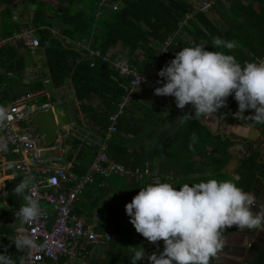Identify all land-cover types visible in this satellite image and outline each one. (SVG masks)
<instances>
[{"label": "trees", "instance_id": "1", "mask_svg": "<svg viewBox=\"0 0 264 264\" xmlns=\"http://www.w3.org/2000/svg\"><path fill=\"white\" fill-rule=\"evenodd\" d=\"M20 1H27L30 6L36 5L32 24L40 36V46L43 49L35 51L38 62L34 67H25V57L19 55L18 49L32 51L30 48L21 44L0 48V67L3 70L0 82L6 83L0 95V103L11 102L20 95L14 90V85L26 93L43 88L63 91V87H67L66 94H73L78 101L76 107L79 111L75 113L77 122H81L79 114L83 113L89 126L96 132L107 127L108 116L116 112L117 103L125 94L120 85H127L128 79L120 78L119 82L115 81L117 73L100 59L91 67L81 52L72 47L73 41L91 40L92 47L104 54L121 45V50L117 48V53L128 56L129 62L140 71L148 69L153 62L159 71L181 48L194 44H203L209 51L232 54L241 64L256 60L264 53V0H224L230 3L228 6H225L222 0H216L212 11L218 12L220 23L224 22L223 25H218L203 11L184 20L185 15L193 10L188 0H120L118 10L103 9V14L99 17L93 15L99 0H0V37H10L22 28L21 23L10 20L13 5ZM55 23L64 25L63 39L51 37L46 33L45 28L52 27ZM168 36L173 37L172 41L166 52L158 56L159 43L165 41ZM216 37L235 41L237 47L230 52L224 47H215L213 40ZM66 39L70 42L66 43ZM41 64L42 70L38 74L39 69L35 67ZM26 72L28 73L24 77L23 73ZM64 96V93L61 94L60 99L67 100L71 107H74V101ZM154 96V90L146 85L133 95L130 105L118 119L117 132L109 142L110 157L126 167H141L161 156L178 159L179 167L173 165L169 169L175 179L179 177L180 181L171 183L177 188L184 183L191 185L214 178L235 179L238 186L249 191L261 173L256 154L251 153L248 156L236 171L239 178H235L234 174L224 171L232 158L231 149L234 142L226 135L213 133L200 119L193 118L181 122L178 118L184 113L174 102L168 108H160V103ZM48 99L56 101L54 96L42 98L43 101ZM237 108V102L234 101L229 107V112L233 115ZM74 109L76 110L75 107ZM251 114L249 110L244 115ZM239 120L259 130L262 128L261 123ZM66 142V150L68 145L72 150L78 149L73 170L83 174L85 166L82 160H93L95 146H86L78 138ZM209 148L211 150H208ZM67 156V161L71 162L73 155ZM188 161H192V164L201 162V165L188 166ZM158 167L165 171L162 166ZM6 174L13 175V178L5 181V187L0 193V253L6 248L16 264H23L26 249L18 251L11 243L13 240L7 237L8 234L12 236L13 230L12 226L8 225V210L3 202L6 200L10 204L17 201L25 203L23 196L17 195L14 188L28 176L18 170L16 165L7 166ZM121 180L118 179L121 194L114 206L103 213L102 220L114 222L115 231H119L122 237L109 244L103 257H91L98 253V249L95 251L89 246L81 247L88 264H131L132 253L128 251V246L142 245L147 254L163 250V243L154 245L140 234L136 237V231L125 212L126 203L131 202L140 188L150 183L147 180H131L124 183L122 189L121 183L124 180ZM86 192L90 196L98 197L99 202L100 196L110 190L92 186ZM26 194H29L28 190ZM93 209L92 206L91 210ZM75 211L81 214L77 207ZM120 218L123 220L120 221ZM232 229L234 227L225 229L223 238ZM135 239L138 243H134ZM251 264H264V244Z\"/></svg>", "mask_w": 264, "mask_h": 264}, {"label": "clouds", "instance_id": "2", "mask_svg": "<svg viewBox=\"0 0 264 264\" xmlns=\"http://www.w3.org/2000/svg\"><path fill=\"white\" fill-rule=\"evenodd\" d=\"M213 44L229 52L237 47L235 41L219 37L214 38ZM157 75L162 79L157 81L160 86L154 89L155 95L173 97L181 110L191 105L192 115L182 110L184 115L178 118L181 122L220 116L219 109L229 110L236 101L238 108L233 113L234 118L264 123V59L241 64L232 54L209 51L203 44H194L176 52ZM55 98L60 99L57 94ZM63 102L67 101L60 103ZM67 103L70 110L71 105ZM249 110L252 114L244 115ZM60 113L63 114L62 109ZM3 114L0 108V118ZM30 186H33V178L28 177L14 188L25 201L15 213L17 220L22 222L38 218L42 211L38 200L26 194ZM5 201L3 205H7ZM254 206H257L256 195L238 186L235 179L212 178L191 185L184 183L178 188L169 182L147 184L126 203L125 212L135 231L154 245L162 241L163 250L159 254H147L142 245L128 246L132 253L131 264H143L145 258L148 264H211L224 247L222 234L225 229L235 227L264 232V205H258L259 211L255 212ZM11 243L18 251L42 247L24 232ZM0 264H16L6 248L0 253Z\"/></svg>", "mask_w": 264, "mask_h": 264}, {"label": "built area", "instance_id": "3", "mask_svg": "<svg viewBox=\"0 0 264 264\" xmlns=\"http://www.w3.org/2000/svg\"><path fill=\"white\" fill-rule=\"evenodd\" d=\"M215 3L216 0H201L198 8L186 14L184 20L192 18L199 11L212 10ZM120 4V0H100L99 8L93 12V15L101 16L103 9L116 11ZM172 38L168 36L165 41H159L158 56L166 52ZM17 44L32 50L39 48L40 39L36 35L35 28L25 26L10 37H0V48ZM72 44L90 62L91 67H94L100 59L108 63L117 73L118 76L114 77L115 81L119 82L120 78H127L128 84L120 85L125 94L117 103L116 112L109 115V124L104 131L97 133L80 125L74 113L70 116L69 124L57 123L58 129L51 144H47L45 135L31 125V120L39 111L49 109L61 102L60 99L41 100L43 97H56L55 93L41 89L21 94L11 102L0 103V108L4 110L3 117L0 118V177L5 173L7 166L16 165L24 175L33 178V186H30L28 193L38 200L42 210L38 218L22 222L17 220L15 213L23 203L21 201L14 204L5 201L7 205L4 203L8 210V223H19L11 239L14 240L19 233L24 232L42 246L37 249H26L23 264H61V260L84 264L86 255L83 254L81 247L98 248V245L121 238L120 233L98 232L94 222L88 223L86 217L76 213L78 202L86 191L92 186L104 188L107 180L115 175L138 179L146 177L152 182H160L161 179L158 171L148 164L143 168L131 169L108 154L109 139L116 132L118 119L130 105L133 95L140 92L143 85L153 90L160 86L157 83L160 77L157 75L155 62L148 69L140 71L129 62L128 56L117 53L118 50H109L104 54L92 47L91 40H77ZM261 59H264V53L256 60ZM154 97L158 99L160 108H167L174 102L171 96L155 95ZM71 109L73 112L74 107L72 106L69 111ZM183 112L191 115L193 113L191 105H187ZM218 115L220 116L213 118L218 121L223 119L227 115V109H219ZM82 129L85 130V134L81 133ZM74 138L80 139L86 146L96 148L95 156L83 174L73 170V162L68 164L64 162L67 152L65 142ZM46 152H52L53 155L46 157L44 155ZM3 184L0 185V190Z\"/></svg>", "mask_w": 264, "mask_h": 264}, {"label": "crops", "instance_id": "4", "mask_svg": "<svg viewBox=\"0 0 264 264\" xmlns=\"http://www.w3.org/2000/svg\"><path fill=\"white\" fill-rule=\"evenodd\" d=\"M200 1L201 0H199L198 2H196V0H189L190 4H192V6H197L200 3ZM222 1L224 2L225 6H228L230 4L227 1H224V0H222ZM20 2H23V3H20ZM20 2L13 5V7H12V15L10 17V20H14L15 22L21 23L22 27H25V26L29 27L30 26L29 24L31 23L29 21L30 13L32 11L31 10V6L27 3V1L26 2L20 1ZM19 12H21L22 14L19 15ZM208 13H210V11L207 12V14ZM213 13H214V11H213ZM209 17L211 18L210 15H209ZM20 18H22L21 21H20ZM217 20L214 19L213 21H217L219 23V25H221V24L223 25L224 22L220 23L219 16H218ZM63 26H62V24L60 25L59 23H55V25H53L52 27L45 28V29H47L46 33L48 35H50L51 37L58 38V39H63L64 38V36L62 34ZM36 35L40 39V36L38 35L37 32H36ZM65 41H66V43L70 42L69 39H66ZM72 47L76 50V47L73 44H72ZM117 48L121 50V45L119 47H117ZM117 48H115V50H117ZM37 49H43V48L40 46V48H37ZM37 49H34V50L31 49L32 51H26V50H24V48H19L18 49L19 50V55H22V56L25 57V59H24V66L25 67H34L35 63L38 62L37 53L35 52ZM35 68L39 69L37 71V73L40 74V71L42 70V64H41V66L39 65V67H35ZM0 69H1V67H0ZM1 73L3 74V70L2 69H1ZM1 73H0V75H1ZM27 73L28 72L23 73L24 77H25V75H27ZM11 77H12V74H11ZM0 84H1V82H0ZM17 85L19 86V84H17ZM5 86H6V83L3 82L1 84L0 95H1L2 91H4V87ZM43 89H46V88H43ZM14 90L18 91L17 94H20V95L26 93V92H21V90L15 85H14ZM56 90H58V89H56ZM56 90L55 91L47 90V91H49V92L52 91L51 92L52 94L56 92L57 96H59V97H60V93H57V92H61L62 94L64 93L65 94V96H64L65 98L72 99L75 103L78 104V101H76L75 96L73 94L72 95L66 94L67 87H63V91H59V90L56 91ZM63 101H67V100H63ZM78 111L79 110H78L77 107H76V110L74 109L73 112H72V109H71L70 116L73 115L74 113H78ZM79 116L81 118V122L79 124L84 126V127H86V128L92 129L89 126V124L87 125V124L84 123L85 115L83 113H80ZM200 120L203 123H205L206 125H208V127H210V129L217 128V132L219 131L218 129H220L221 121L222 120H228L229 121V125L225 127L226 130L229 131V132L234 133L237 136V138H239V139H241L240 136H242L244 134L245 135H247V134L254 135V134H257V132L259 134H261L262 137L264 138V123H261L262 128L259 130V129L253 127L252 125L249 126V124L243 122L242 120L234 118V116L229 112V110H227V115L223 119H221L219 121L216 120L215 118H204V119L201 118ZM246 126L250 127L251 129L246 128ZM81 128H83V127H81ZM92 130H94V129H92ZM80 131H81L82 134H85V130L84 129H82ZM94 131L96 132V130H94ZM65 143L67 144V142H65ZM235 143L236 142H234L233 146H235ZM208 150H211V148H209ZM77 151H78V149L72 150L69 145L67 146L66 155H68V156L70 154L73 155V159L71 160V162H73V164L76 161ZM66 155H65V158H64V162L66 164L71 163V162L67 161ZM89 162H91V161L88 158H85V159L82 160V164L85 166L83 173H85L87 171V169L89 168V165H88ZM146 164H148L152 169H156L158 171V173L160 175V178H161L160 182L165 181V182H169V183H175L176 181H180L179 177L177 176L178 178L175 179L174 174L171 172V170H169L170 167L173 166V165L179 167L180 163H179L178 159H172V158H169V157L166 158L164 156H161V157H159L157 159H153L152 161L146 162L145 165ZM187 164H188V166H192L193 165L194 167H198L199 165H201V162H197V163L195 162V164H192V161H188ZM144 166H141V167H131V166H129L128 168L135 169V168H143ZM158 166H162L165 169V171L160 170V168ZM240 166H241V163L239 162V160L236 157L232 156L230 162L224 168V171L234 174V177L238 179L239 176L236 174V171H237V169ZM78 170H80V168H78ZM2 176L6 177V179L13 178V175H7L6 173L3 174ZM112 177H117V178H113L111 180L109 179V181L107 180V185L105 186L106 189L110 190V192H106V193L102 194L100 196V201L99 202H98V197L90 196L89 195L90 191H88L89 193L86 192L83 195V197L81 198L79 204L77 205L78 210L81 212L80 215H83L84 217H86L88 223L94 222L96 224V230L98 232H100V233H104V232H107V231L120 233L119 231L118 232L115 231L116 230L115 229L116 225H115L114 222H112L110 220L107 221V222H103V220H102L103 213L106 210H109L110 208H112L114 206V203L117 201L118 196L121 194V191H119L121 185H120V181H118V179L119 180L120 179L124 180L123 182L121 180V182H122L121 184L123 185L122 189H124V183H128L131 180H135V181H139V182L142 181V180L143 181L147 180L149 183H153L149 178H146V177H143V178H140V179L135 178V177H131V176H117V175H115V176H112ZM174 179H175V181H174ZM98 205H99V207H98ZM92 206L94 207L93 210H91ZM89 212H91V214H89ZM121 220H123V219L120 218V221ZM8 225L12 226V227L15 226V228L13 229V233H15L16 229H18V227H19V223H8ZM237 231H238V228L234 227V229L228 231L226 233V235L224 236V238H223L224 241H225L224 244L227 245L226 250L228 252L227 253L228 255L224 256V258L222 260H220V263H223V264L226 263L227 258L230 255L229 253H231L232 246H238V245H241V243H247L249 241V239H247L246 236L243 237L241 235V233H238ZM249 232H250V230H249ZM4 234H6V233H4ZM120 235H121V233H120ZM137 235H138V233L136 232V237H137ZM7 237H9L11 239V236L9 234H8ZM11 240H13V239H11ZM117 241H115V242H117ZM111 242H113V241H111ZM111 242L98 245V253H95L91 257H97V256L98 257H103L104 254L106 253V251H104V250L108 249L109 244ZM134 243H138V240L135 239ZM161 243H163V242L159 241L155 245H160ZM157 254H159V253H157ZM62 264H75V263L67 261V260H63ZM84 264H88V260H86V262ZM143 264H148L147 258H145Z\"/></svg>", "mask_w": 264, "mask_h": 264}, {"label": "water", "instance_id": "5", "mask_svg": "<svg viewBox=\"0 0 264 264\" xmlns=\"http://www.w3.org/2000/svg\"><path fill=\"white\" fill-rule=\"evenodd\" d=\"M22 3V2H21ZM36 5H31L30 19L31 22L29 27H33L32 20L34 17V10ZM22 13L19 12V15ZM22 18H20V21ZM63 110V114L60 113V110ZM70 112L67 102L55 104L53 107L39 111L36 115L32 117L31 125L38 127V131L45 135V141L47 144H51L55 138L56 131L58 129V124H69ZM229 125L228 120H222L220 129L217 132V128L211 129L213 133H220L229 137L235 143V146L232 147L231 154L233 157H236L239 162L242 164L251 153L256 154L257 163L261 167V173L258 175L257 179L252 183L248 192H251L257 197V206L253 207V211H259L258 205H264V138L257 131V134H247L240 136L241 139L237 136L226 130V126ZM251 129L250 127H247ZM240 154V155H239ZM238 233H241L243 237L246 236L249 239L247 245H240L242 247H234L235 249H240V255L245 258L243 264H251V262L258 255L262 245L264 244V232H249V229H239ZM227 245L224 244V247L219 251L217 256L214 258L212 264H220L226 254Z\"/></svg>", "mask_w": 264, "mask_h": 264}, {"label": "flooded vegetation", "instance_id": "6", "mask_svg": "<svg viewBox=\"0 0 264 264\" xmlns=\"http://www.w3.org/2000/svg\"><path fill=\"white\" fill-rule=\"evenodd\" d=\"M249 243V241L247 242V243H241V245L242 246H244V245H247ZM239 247H242V246H240V245H238ZM238 246H232V248H231V253H229L230 255L228 256V258H227V261H226V263H224V264H243L244 263V259L245 258H243L241 255H240V253H241V250L240 249H235L234 247H238ZM228 252H227V250H226V254H225V256L226 255H228L227 254ZM220 264H223V263H220Z\"/></svg>", "mask_w": 264, "mask_h": 264}, {"label": "rangeland", "instance_id": "7", "mask_svg": "<svg viewBox=\"0 0 264 264\" xmlns=\"http://www.w3.org/2000/svg\"><path fill=\"white\" fill-rule=\"evenodd\" d=\"M100 1V0H99ZM99 1H98V3H99ZM189 1V0H188ZM199 0H196V2H198ZM195 2V1H194ZM98 3H96L97 4V9L99 8V5H98ZM200 4V3H199ZM198 4V5H199ZM192 5V4H191ZM197 5V6H198ZM197 6H193V9H197L198 7ZM213 11H214V13H213ZM213 11H210V13H208L207 15L209 16H211V19H218V13H217V11H215V10H213ZM210 18V17H209ZM218 21V20H217ZM217 21H214V22H216L218 25H219V23L217 22ZM58 93H60V94H62L61 92H58ZM84 122H85V124H88L87 123V119H84ZM46 157H51L52 155H53V153L52 152H46L45 154H44ZM112 178H114V177H110L109 179L111 180ZM3 179H5V177L3 178ZM109 179H108V181H109ZM45 206H47V205H45ZM48 207V206H47ZM15 228V226H13L11 229L13 230ZM97 250V249H96Z\"/></svg>", "mask_w": 264, "mask_h": 264}, {"label": "bare ground", "instance_id": "8", "mask_svg": "<svg viewBox=\"0 0 264 264\" xmlns=\"http://www.w3.org/2000/svg\"><path fill=\"white\" fill-rule=\"evenodd\" d=\"M3 178H4V176L0 177V185H2L3 181L6 179V177H5V179H3Z\"/></svg>", "mask_w": 264, "mask_h": 264}]
</instances>
